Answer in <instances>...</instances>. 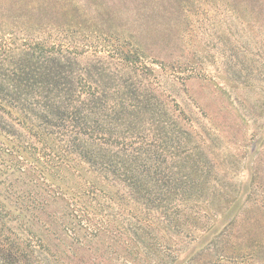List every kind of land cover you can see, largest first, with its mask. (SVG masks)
<instances>
[{
	"label": "trees",
	"instance_id": "trees-1",
	"mask_svg": "<svg viewBox=\"0 0 264 264\" xmlns=\"http://www.w3.org/2000/svg\"><path fill=\"white\" fill-rule=\"evenodd\" d=\"M83 1L0 0V264H263L258 173L235 184L164 85L204 77L178 54L180 21L224 9L246 31L259 10L157 0L125 19L124 0Z\"/></svg>",
	"mask_w": 264,
	"mask_h": 264
},
{
	"label": "rangeland",
	"instance_id": "rangeland-1",
	"mask_svg": "<svg viewBox=\"0 0 264 264\" xmlns=\"http://www.w3.org/2000/svg\"><path fill=\"white\" fill-rule=\"evenodd\" d=\"M115 1L100 0L101 3L112 4L117 10L113 6ZM124 1L121 9L128 6L130 10L123 12L125 19L140 18L139 13L144 16L148 14V9L151 12V8L157 4V0ZM248 1L259 10L260 20L255 29L243 31L240 22L233 20L226 10L217 8L205 9L204 14L195 15L194 11V15L191 13L189 19L180 21V24L177 22L179 20H173L179 24L176 34L182 36L178 53L184 56L181 60H191L193 64L189 65H195L196 71L204 77L200 80L189 79L190 73L181 75L180 81L166 77L164 85L167 94L186 109L190 120L199 126L207 125L210 129L207 136L213 140L211 157L221 169H233L240 175L239 178H232L233 182L240 184L242 179H249L254 171L258 173V181L263 186L264 0ZM80 2L85 3L83 0ZM158 9L159 14L162 11H175L170 9L168 0H158ZM147 21V39L160 41V31H164V26L169 24L168 15L162 14ZM155 22L165 25L158 26ZM252 47L261 49L259 56L242 53L245 48ZM182 67L188 68L187 64ZM185 78L188 80L183 81ZM209 121L215 126H209ZM221 130V134L217 135ZM254 134L256 137H253ZM248 228L252 231L264 230V222ZM96 263L99 264V258Z\"/></svg>",
	"mask_w": 264,
	"mask_h": 264
}]
</instances>
